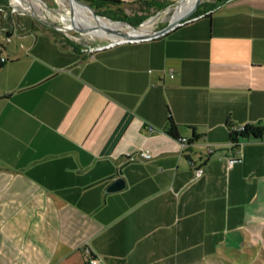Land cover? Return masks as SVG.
Returning a JSON list of instances; mask_svg holds the SVG:
<instances>
[{"label": "crops", "instance_id": "0c3cea01", "mask_svg": "<svg viewBox=\"0 0 264 264\" xmlns=\"http://www.w3.org/2000/svg\"><path fill=\"white\" fill-rule=\"evenodd\" d=\"M36 21L0 14V264H203L224 240L254 244L264 132L234 148L228 132L264 126V0L90 54Z\"/></svg>", "mask_w": 264, "mask_h": 264}, {"label": "rangeland", "instance_id": "374dc122", "mask_svg": "<svg viewBox=\"0 0 264 264\" xmlns=\"http://www.w3.org/2000/svg\"><path fill=\"white\" fill-rule=\"evenodd\" d=\"M28 1L34 7L33 10L39 18L36 19L37 24H56L58 26L57 28L51 26L50 27L53 32L59 36V41H64V43H67V40H71L76 45H79V47H83L92 44L95 45L105 43L107 41L109 42L111 40L110 38L108 39V36H93L88 32L80 33L77 30L65 28V25L70 22V4L68 0H42L45 2V4L40 0ZM166 1L171 2V4L169 3L167 6H164L163 8L155 12H150V14L142 22H140L139 25L131 24L129 22L123 21L122 19H109L108 16L103 14H96L104 21L108 20V22H118L120 26H124H122V28L125 30L128 29L127 26H134L137 28H147L148 30L152 31L167 24V22L173 16L176 6L180 2V0ZM203 1L215 2L216 0ZM7 2H9V0H7ZM141 4L142 3L140 0H123L121 2V6L123 7L124 12L129 15L133 14L134 12L139 13L138 9L141 8ZM87 12L90 13L89 11ZM26 15L29 16L32 14L28 10H26ZM9 46L11 49H17L19 46V39L13 36ZM255 230L259 237L254 238V244L250 243L246 237L244 238L241 236L237 237V241L230 242V240H224L220 245H218L216 251L214 252L216 257L211 256L204 259L203 264H264V256L261 253V245L259 243V240H263L264 245V230L262 228H259V226H257ZM257 250L259 254H256Z\"/></svg>", "mask_w": 264, "mask_h": 264}, {"label": "trees", "instance_id": "16d2710c", "mask_svg": "<svg viewBox=\"0 0 264 264\" xmlns=\"http://www.w3.org/2000/svg\"><path fill=\"white\" fill-rule=\"evenodd\" d=\"M90 4L93 8L95 13L103 14L108 16L109 19H122L123 21L129 22L131 24L139 25L149 14L150 12H155L160 10L164 6H167L169 3L166 0H140L141 1V8H139L138 12H134L133 14L129 15L124 12L123 7L121 6V2L123 0H83ZM219 0L215 2H205L201 1L199 7L196 11L195 16L205 13L208 9L213 8ZM7 0H0V5H6ZM68 43L75 46V43L71 40H67ZM84 54V53H82ZM1 63V61H0ZM168 128L167 133L170 135L178 138L177 134V124L172 120L169 116L168 118ZM264 132V126L262 125H248L245 124L242 130H234L233 128L229 130L228 137L229 140H233V142H238L241 139L249 136H260Z\"/></svg>", "mask_w": 264, "mask_h": 264}, {"label": "built area", "instance_id": "2783aa9c", "mask_svg": "<svg viewBox=\"0 0 264 264\" xmlns=\"http://www.w3.org/2000/svg\"><path fill=\"white\" fill-rule=\"evenodd\" d=\"M42 3L45 4L44 1L40 0ZM33 6L32 4L28 1V0H9V2H7L6 5H0V14L5 16H8L10 14H17V15H26V10H28L30 13L31 11L35 14L34 10H33ZM33 15V14H32ZM36 17V19H39L37 17V15H34ZM51 27H55L57 28L58 26L56 24L51 25L49 24ZM10 34H7V27L1 25L0 26V48L3 46V42H8L10 40ZM149 39V38H148ZM122 40L119 41H107L105 43H100V44H95V45H88V46H83L81 47L82 52H85L86 54H90V53H94L97 50H100L104 47H109L117 42H121ZM123 42V41H122ZM5 56H0V61L5 60ZM234 129V130H242L244 128V125L241 126H231L230 129ZM180 140V145L183 147H185L188 143H189V138L186 136H182L179 137ZM230 146H232L233 148L236 147L237 145H239L240 141L238 142H233V140H230ZM211 152H213V148L210 145L206 146V154H210ZM152 156L151 152L149 150H147V148H140L138 150H136L135 152H128L126 155L127 159H139V158H146L149 159ZM238 158L235 156H229L226 159L227 165L231 166L234 164V162L237 160ZM191 165L194 166V177L197 178L199 177L202 172H204V167L202 165H195L193 161H190ZM85 250L87 253H89V249L85 247ZM102 261L100 260V258L98 256H94V255H90L88 256L86 263L85 264H101Z\"/></svg>", "mask_w": 264, "mask_h": 264}, {"label": "water", "instance_id": "95a60500", "mask_svg": "<svg viewBox=\"0 0 264 264\" xmlns=\"http://www.w3.org/2000/svg\"><path fill=\"white\" fill-rule=\"evenodd\" d=\"M68 2L70 3V10H69L70 18L69 19L71 23L69 28L77 30L80 33L88 32L91 29V27H79L75 25V23L73 22L72 3H77V4H80V6L87 8L90 11V13L94 16V18H97L98 15L95 13L94 8L83 0H68ZM200 2L201 0H194L193 5L185 14L181 16L178 15L174 18L171 17V19L167 22V24L163 25L162 27L152 30V31L149 30L148 32L142 33V34H137V33L135 34V33H130L129 31H124L122 29L111 28V27H108V25L106 24L98 25V26L104 29L105 31H108V33H113L119 36V38L114 41L122 40L123 42H125V41H135V40L141 41V40H146L148 38L152 39L159 35L167 33L169 30H171L178 24L181 25L185 21L191 20L192 18L196 17L194 14H196V11L199 7ZM31 14L35 15L32 11H31ZM131 27H134V26H131ZM124 184H125V180L122 177H116L111 183L107 185L106 191H113L116 189L119 190L124 186Z\"/></svg>", "mask_w": 264, "mask_h": 264}, {"label": "bare ground", "instance_id": "6f19581e", "mask_svg": "<svg viewBox=\"0 0 264 264\" xmlns=\"http://www.w3.org/2000/svg\"><path fill=\"white\" fill-rule=\"evenodd\" d=\"M193 3H194V0H180V2L178 3V5L175 8V11L173 13L172 18H174L178 15L181 16V15L185 14L191 8ZM72 5H73V10H72L73 22L75 23V25H77L79 27H91V29L88 31V33L90 35L108 36V39L109 38L111 39L110 41H114V40L119 38V36H117L113 33H108V31H105L104 29H102L101 27L98 26V25H103V24H106V25H108V27H111V28L122 29L124 31H129L130 33H135V34L136 33L142 34V33H146L149 31L147 28H137V27H131V26H127L128 29L125 30L122 28L123 25L120 26V24L118 22H108V20L104 21L99 16L97 18H94V16L91 13L87 12L89 10L83 6H80V4L72 3ZM69 18H70V16H69ZM70 24H71L70 22L68 24H66L65 28H69Z\"/></svg>", "mask_w": 264, "mask_h": 264}]
</instances>
